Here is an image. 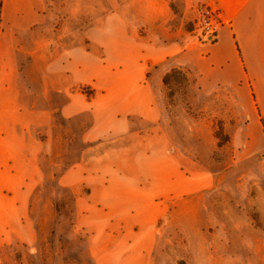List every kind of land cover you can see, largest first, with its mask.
<instances>
[{"label":"crops","instance_id":"obj_1","mask_svg":"<svg viewBox=\"0 0 264 264\" xmlns=\"http://www.w3.org/2000/svg\"><path fill=\"white\" fill-rule=\"evenodd\" d=\"M201 1L221 8L224 25L215 41L139 47L130 72L101 79L89 97L77 88L90 81L83 50L62 58L61 69L58 55L46 58L40 50L45 41H38L39 51L27 50L34 43L27 36L55 25L48 0H3L0 264L14 247L39 242L33 197L51 178L75 194L72 226L91 264H154L165 213L188 179L210 174L187 170L182 154L181 163L169 160L166 142L153 131L138 133V120L145 127L161 121L149 70L169 62L191 69L217 90L240 96L249 126L264 117V0ZM39 58L44 70L31 74L27 64L34 68ZM110 138L119 144L101 150ZM75 144L82 145L76 156ZM73 159L58 172L60 162Z\"/></svg>","mask_w":264,"mask_h":264},{"label":"rangeland","instance_id":"obj_2","mask_svg":"<svg viewBox=\"0 0 264 264\" xmlns=\"http://www.w3.org/2000/svg\"><path fill=\"white\" fill-rule=\"evenodd\" d=\"M48 2L55 25L52 31L27 36L29 45L31 38L34 40L27 50L37 52L38 41H45L47 44L43 43L40 50L46 58L58 55L60 69L61 59L68 57V53L83 50L90 81L77 88L89 97L95 89H100L101 79L111 81L116 74L123 79L130 72V63L137 57L139 47L144 51L145 45L199 43L202 38L198 34V10L208 3L201 0ZM29 61L30 58L28 64ZM28 64L31 74L45 68L43 58L35 62L34 68ZM171 64L149 70L161 121L145 127L138 120L137 131L139 134L153 131L166 142L169 160L181 163L182 154L187 170L201 168L210 176L204 173L201 179H188L186 192L165 213L153 262L264 264V117L257 126H249V117L241 113L240 96L219 91L217 86L201 81L191 69L171 67ZM249 98L255 109V92L250 91ZM113 140L107 139L101 150L119 144ZM159 141H155L156 147ZM81 146H73L75 156ZM71 162L76 159L60 162L58 172ZM74 196L56 179L47 180L33 197L39 242L14 247L5 264H91L82 255L83 237L72 226ZM163 201L160 197L159 202Z\"/></svg>","mask_w":264,"mask_h":264},{"label":"built area","instance_id":"obj_3","mask_svg":"<svg viewBox=\"0 0 264 264\" xmlns=\"http://www.w3.org/2000/svg\"><path fill=\"white\" fill-rule=\"evenodd\" d=\"M198 12V34L202 38V41H215L221 27L224 25L221 8L215 1H210L201 5Z\"/></svg>","mask_w":264,"mask_h":264},{"label":"trees","instance_id":"obj_4","mask_svg":"<svg viewBox=\"0 0 264 264\" xmlns=\"http://www.w3.org/2000/svg\"><path fill=\"white\" fill-rule=\"evenodd\" d=\"M2 12H3V0H0V33L2 31V24H3ZM164 81H166V77L164 78Z\"/></svg>","mask_w":264,"mask_h":264},{"label":"water","instance_id":"obj_5","mask_svg":"<svg viewBox=\"0 0 264 264\" xmlns=\"http://www.w3.org/2000/svg\"><path fill=\"white\" fill-rule=\"evenodd\" d=\"M209 39H211V38H209Z\"/></svg>","mask_w":264,"mask_h":264}]
</instances>
